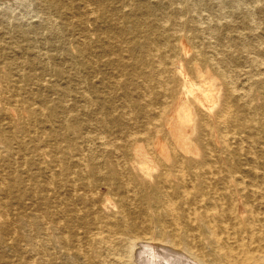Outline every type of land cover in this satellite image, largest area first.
Segmentation results:
<instances>
[{
	"label": "rangeland",
	"instance_id": "374dc122",
	"mask_svg": "<svg viewBox=\"0 0 264 264\" xmlns=\"http://www.w3.org/2000/svg\"><path fill=\"white\" fill-rule=\"evenodd\" d=\"M128 1L137 9L129 20L139 16L151 19V12L161 6L169 15L170 8L180 10L179 0ZM180 1L185 5V0ZM188 1L198 3L203 17H212L209 7L219 0ZM220 1L221 36L238 31L241 38H249L248 50L256 55L258 45L241 26L243 12L226 0ZM109 3L104 2L106 16L112 13ZM113 3L123 9L122 0ZM156 3L159 5H153ZM0 4V71L12 72L0 77V264H133L131 247H122L117 235L103 236L97 253L86 244L87 236L104 235L105 226L121 229L119 214L125 215L127 225L137 227V240L142 244L136 240L135 250L148 248L150 244L143 242L156 236L173 241L180 235L176 241L187 244L206 263L222 264L224 250L231 248L234 256H240L242 245L254 248L253 240L241 230L247 212L230 216L227 208L242 203L245 208L264 212L263 57L257 54L263 59L254 64L240 52L235 40L208 47L234 89L228 95L215 69L190 61L192 47H165L159 52L167 51L170 60L162 59L164 55L151 60L145 58L147 47L132 41L109 47L85 44L90 53L79 58L78 51L93 33L79 37V27L65 25L59 12L52 11L56 33L50 35L39 12L42 8L33 0ZM247 8L258 25L255 35L264 38V19L259 13L264 0ZM181 9L183 13L187 10L183 5ZM225 22L228 30L222 27ZM16 23L22 28H16ZM129 25L118 31L122 38L133 35ZM148 27L145 29L151 30ZM22 29L37 32L33 36L28 33L33 42L21 38ZM10 67L12 70H7ZM15 68L43 74L22 80ZM203 81L216 89L214 110L224 97L229 100L228 113L223 116L227 129L221 130L219 142L213 130L207 136L199 133L201 113L196 107L191 108L190 117L180 111L184 120L188 119L185 125L189 130V147L183 150L165 122L178 97L189 101L186 91L190 86L205 90ZM29 106L35 110L29 111ZM143 107H149L151 113L165 107L157 122L159 134L145 123ZM113 120H121L123 125ZM209 124L213 128V123ZM144 129L148 141L135 136L133 143L124 145V137ZM87 134L94 137L92 143L83 138ZM157 137L163 152L155 151ZM99 141L105 145L100 147ZM88 152L96 158L89 160ZM114 162L119 165L121 179L111 168ZM162 164L176 165L166 181L156 177ZM91 192L100 202L95 208L88 204ZM215 202L221 205V217L213 212ZM57 223L70 238L69 245L55 233ZM212 233L217 238L213 239ZM76 245L86 258L72 263L70 254ZM143 259L149 262L151 257L146 253ZM157 264L164 263L158 260Z\"/></svg>",
	"mask_w": 264,
	"mask_h": 264
},
{
	"label": "bare ground",
	"instance_id": "6f19581e",
	"mask_svg": "<svg viewBox=\"0 0 264 264\" xmlns=\"http://www.w3.org/2000/svg\"><path fill=\"white\" fill-rule=\"evenodd\" d=\"M3 1L5 0H0V3ZM33 1L36 6L42 8V10H40L39 12L41 13V18L44 22L45 29L49 32L50 35H54L56 33L55 26L53 25V21L51 17L52 15H50L52 11L59 12V14L63 17V19L66 20L65 25L74 24L75 26L79 27V32H78L79 37L84 36V34H86L88 38V32L94 34L92 38L84 42V45L82 46L83 48H81L78 51L79 58H85V56H87V54L90 53V47L93 44L109 47L114 44H121L122 42L132 41L134 42L133 44L141 45L144 46L145 48L147 47V51L145 52V58L151 60L159 59V57H161L162 55H164L162 59L168 60L170 56L168 55L167 51L161 52V54L159 52V49H163L165 47L171 48L180 45L185 50H187V47H192L194 53L190 57V61H195V62L201 61L208 64L210 68L215 69L218 72V75L223 78L224 89L226 91V94L228 95L229 93H232L234 89L232 90L230 81H228L225 78L224 73L221 72L220 69L221 67L218 66V62H216V58L214 57V54L208 49V47H212L213 45H219V44L221 45V42L227 43L235 40L238 42V47L240 49V52L244 53L246 57H248L252 62H254V64H256L257 62H259L261 59L264 58V56L262 55V52L264 50V49L262 50V48L264 47V42L262 41H264V38L255 35V31L257 30L258 25L256 23V19L254 17L253 12H251L250 9L247 8V7L252 8L260 0H248L247 4H243L242 0H226V2H230L228 4H231V6L234 9L241 10L243 12L241 26L245 28L247 32H249V34L253 37V41L256 42L255 44L258 45L259 52L254 53L256 55H252L253 52L248 50V46L251 44V42L246 43V40L249 38L248 37L241 38L240 37L241 33H238V31H236L235 35L227 33L223 35V37L221 36V19H223V15L221 16L220 0L217 2L216 6H213L212 4L209 7V9L213 12L212 17L209 16L203 17L201 10L197 6L198 3L189 2L188 0H185V5H184L183 2L179 0L180 10L175 8L172 10V8L169 7L171 11L170 15L167 14L165 12L164 7L161 6L159 11L156 9L151 12L152 14L151 19H149L147 16L145 17L139 16L136 17L135 20H129V18L134 15V9L135 11L137 9L135 7H132L131 3L128 0H122L123 9H120L117 5H114L115 3H113V0H110L109 3L110 7L108 9L109 12H112L111 16L105 15L104 12L106 10V7L104 5L105 0H33ZM153 5H159V3ZM181 5L187 8L185 13L181 12L182 11ZM157 11L159 13H157ZM142 12L146 13L144 8H142ZM259 13L263 14L260 17V19L263 20L264 8L260 9ZM120 14L123 16V19H120L121 16ZM6 19L8 20V18ZM69 19H72L73 22L70 21ZM111 19H113L115 23L113 24L109 23ZM74 20L76 21L74 22ZM127 23H130L129 27H131L132 29V30L130 29V32H132L133 35L130 36V34H128V38H122L118 34V31H124L125 27H128ZM15 26L16 28L17 27H19L20 29L22 28V26H19L18 23H16ZM147 26H149L148 28H151V30L145 29ZM222 27L227 30L229 29V25L226 22L222 24ZM111 30H114L113 34H110L111 32L109 31ZM103 32L109 33V35L108 34L104 36L100 35ZM28 33L31 36H33V34L37 32H35V30L33 29H22L21 38L28 42H33L32 37ZM38 35L40 37L41 33H38ZM75 38L76 36H74V39ZM85 44L90 45V47L85 48L86 47ZM33 47L35 48L36 46L33 45ZM257 54H259L260 57L263 58H259ZM41 56L42 55L38 54V57L40 59L39 62L42 61ZM7 70L11 71L12 68L11 67L9 69L7 68ZM15 72L17 73L20 71L18 70V68H15ZM11 73L12 72L3 74L0 71V77L1 78L9 77V74ZM20 73L21 74L18 73V75L22 77V80H26V79L29 80L30 78H32V76L41 77L43 71L35 72L32 70L30 72L27 71ZM202 84L206 86L205 90H202L199 87L193 85L190 86V88L186 91L187 96L189 95L190 97V98L188 97L189 101L185 99L183 96L177 98L176 101L177 103L175 107H173L172 110L170 111V115L168 116V121L165 122L171 136L175 139L176 144L178 145L179 148L183 150H186L189 147L186 136L189 130L187 128L188 125H185V123L188 122V119L184 120L183 116L180 115V111L183 113H188V116L190 117L192 114L191 108L196 107V111L201 113L199 119V126H198L199 133L204 136H207L208 134L211 133V130H213L214 132L217 133V136L220 137L219 142H221V130H223V128L227 129L223 116L226 113H228L227 111L229 108L228 107L229 100H227L226 97H224L222 101L221 100L219 101V109L214 110L213 103H215L216 100V95H215L216 89H213L209 84V82L203 81ZM244 105L246 104L244 103ZM4 106L2 107L3 110L6 109ZM221 107L223 108L221 109ZM27 108L29 109V111L35 110L33 109L32 106H29ZM142 109L145 114V123L148 124V126H154V133L156 135L159 134L160 128L157 122L161 121L162 116L165 112L164 110L165 107H163L162 110L160 111L158 110L155 113H151V111H149V107H145V109L143 107ZM209 121L213 123L214 125L213 128L209 124ZM113 123L118 124L119 126L123 125V122L121 120L119 121L113 120ZM135 136H141L146 141H148L146 129L142 130V132L140 130H133L130 134H128V136L123 138L124 145H129L133 143L135 141ZM83 138L87 139V142H91V143L95 140L94 137H92V135L89 134L85 135ZM160 139H161L160 137H157L153 145L155 146L156 152L159 151L163 152L164 147ZM98 144L100 147H103L105 145V143H103L102 141H99ZM87 157L89 158V160L96 158L93 152H88ZM173 165L170 166H165L163 164L160 165L161 167L160 173L156 177L158 179L162 178L164 181H166L169 173H171L172 170H175L174 168L176 165L175 164ZM117 166L119 167V165L116 164V162L111 163V168L113 172L117 175V177H119V179H121V174L120 171H118L119 169ZM219 181L221 185V177ZM125 184L127 185L128 183L125 182ZM88 204L92 208H95L97 207V205L100 204V202L97 200V196L95 195V193L91 192L89 194ZM244 211L247 212V217L241 221V230L246 235H248L250 239L253 240L254 248L251 249L249 245H245V244L242 245L240 248L243 254H241L240 256H234L233 250L231 248H228L224 250L221 254L223 260L222 264H264V212L260 213L258 212V210L247 208V206L245 208V205L242 203L234 207L231 206L229 210L227 208V212H229L230 216L237 214L242 215ZM213 212L218 213V215L221 217V205L219 204V202L214 203ZM119 218L120 221L118 223L123 225L121 229L117 230L115 228V225H111V226L108 225L105 226L104 229L102 230L103 232L102 234L104 235L99 234L95 237L87 236L86 244H88V246H93V250L95 251V253H97L96 249L104 242L103 236L114 234L117 235L116 238L121 240L122 244L120 245L122 247H131V252L133 254L132 256L133 264H147V263L149 264V262L151 261L153 262V264H157L158 260L164 264H194V263L208 264L204 260H202L200 256H198V254H196L191 248H189L187 244L182 243L180 241V244H183L182 246H180L179 242L176 241V240H180L181 238L180 235H175V239L173 241H162L156 236L154 239L151 238L149 241L143 242L146 243L145 245L149 243L150 248L148 247L144 249L145 248L144 247L143 249L138 248L139 250H135L134 245L136 244H134V242L138 239L137 227L132 225H127L125 221L126 217L124 214L123 215L119 214ZM54 228H55V233L60 235V238H63L62 241L66 245H69L70 238L67 235H65V233H63V230L60 228V224L57 223ZM211 236L213 239L217 238L213 233L211 234ZM141 242L142 241L137 240V242L135 243L139 245L142 244ZM146 253L149 254V256L151 257V259H149V262L143 259V255H145ZM70 256L71 259L73 260L72 263H75L76 261L78 262L77 258H81L83 260L86 258L85 252L81 250L79 245L75 246ZM191 261H194V263H190ZM102 263L103 261H101L99 264Z\"/></svg>",
	"mask_w": 264,
	"mask_h": 264
}]
</instances>
